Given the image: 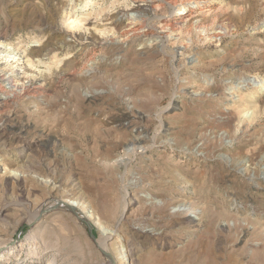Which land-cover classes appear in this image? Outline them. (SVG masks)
<instances>
[{
    "label": "rangeland",
    "instance_id": "obj_1",
    "mask_svg": "<svg viewBox=\"0 0 264 264\" xmlns=\"http://www.w3.org/2000/svg\"><path fill=\"white\" fill-rule=\"evenodd\" d=\"M134 1L0 0V264H264V0Z\"/></svg>",
    "mask_w": 264,
    "mask_h": 264
},
{
    "label": "bare ground",
    "instance_id": "obj_2",
    "mask_svg": "<svg viewBox=\"0 0 264 264\" xmlns=\"http://www.w3.org/2000/svg\"><path fill=\"white\" fill-rule=\"evenodd\" d=\"M162 1V0H161ZM167 1V0H166ZM191 1V0H190ZM134 2H143L142 4H138L136 7L138 8V12L139 13H142L143 12V15H145V17L146 16H148V14H150L152 11H155V10H157V5H155V2H154V0H136V1H134ZM177 2H179V1H177V0H169L168 1V3L171 5V6H173V7H176L177 8V6H178V4L179 3H177ZM181 2H184V1H181ZM167 3V4H168ZM165 4V3H164ZM189 4H190V2H189ZM193 4V3H192ZM204 5V4H203ZM159 6V5H158ZM180 6V5H179ZM183 7H181L182 8V10H181V12H179V14H178V17H177V20L178 21H174L173 19L171 20L170 18H167L166 16L164 17H160L161 18V20H160V24H159V27H157V28H155V29H160V31H158V32H155V29L153 28V26L151 27H148V28H140V27H138V26H136L135 25V23L134 22H131V23H129V25L127 26V27H129L128 29H126V28H124V29H126V35L128 34H133V35H135L136 37H139V38H142V37H145V42H152L151 41V38H153L154 37V39L155 40H159L160 39V41H161V39L163 38V36L165 35L166 36V33L168 32L167 30L168 29H170V28H173V30H175L174 28L176 27V26H178V24L180 25V23L183 21V20H185L188 16H189V18H188V20L190 19V14L189 13H191V5H182ZM160 7H161V5H160ZM175 9V8H174ZM136 10V9H135ZM177 10V9H176ZM175 11V10H174ZM177 11H179V10H177ZM75 12V11H74ZM78 12H79V15H82V17L81 18H83L84 16H86V17H88L89 15H90V13H87L85 10H84V12H81L80 10H78ZM123 12V11H122ZM172 13H173V11H171ZM134 13V12H133ZM156 13V12H155ZM185 13V14H184ZM136 14V13H135ZM137 15V14H136ZM140 15V14H139ZM192 15V14H191ZM176 16V15H175ZM75 17V16H74ZM133 17V16H132ZM150 17V16H149ZM148 17V18H149ZM156 19H158L156 16H154ZM137 18V17H136ZM139 18V17H138ZM151 18V17H150ZM154 18V19H155ZM75 19V18H74ZM133 19V18H132ZM145 19H147V18H145ZM76 20H77V16H76ZM76 20H74V21H72L71 20V22L75 25H77V23L79 22L80 24H78L77 25V27L76 28H78V26L79 25H81V20L79 19V21H77L76 22ZM83 20V19H82ZM131 20V19H130ZM136 20V19H135ZM187 20V19H186ZM134 21V20H133ZM138 21V20H137ZM146 21V20H145ZM150 22V21H149ZM157 21L155 20V23H156ZM184 22V21H183ZM188 22V21H187ZM68 23H70V22H68ZM127 23V24H128ZM141 23V22H140ZM158 23V22H157ZM82 24H83V22H82ZM137 24H138V22H137ZM149 24V23H148ZM147 24V25H148ZM153 24V23H152ZM185 24H186V22H185ZM192 24V23H191ZM67 25H72V24H67ZM74 25H72L73 26V28H74ZM139 25V24H138ZM72 26L70 27V28H72ZM145 26V25H144ZM181 26V25H180ZM182 26H183V24H182ZM84 27V26H83ZM222 28V26L220 25L219 26V28ZM68 28H69V26H68ZM72 28V29H73ZM76 28H75V30H76ZM82 28V27H81ZM179 27H177V29H178ZM220 28V30H222ZM123 29V30H124ZM180 29H182V28H180ZM179 29V30H180ZM74 30V29H73ZM80 29L78 28V30H76V32H78ZM127 30H128V32H127ZM219 30V31H220ZM224 30V29H223ZM130 31H132L131 33H129ZM182 31V30H181ZM170 32V31H169ZM221 32H224V31H221ZM217 33V32H216ZM216 33L214 34V35H216ZM220 33V32H219ZM68 34V33H67ZM122 34V33H121ZM131 34V35H132ZM168 34V33H167ZM178 34V33H177ZM218 34V33H217ZM125 35V34H124ZM213 35V36H214ZM221 35H222V33H221ZM218 36H220V35H218ZM124 37V36H123ZM127 37H129V36H127ZM130 37H134V36H130ZM221 37V36H220ZM83 38V37H82ZM150 38V39H149ZM126 36H125V40L124 41H126ZM129 39V38H128ZM153 39V40H154ZM111 40H112V38H111ZM114 41V40H113ZM110 42H112V41H110ZM163 42V41H162ZM160 43V42H159ZM104 44V43H103ZM151 44V43H150ZM156 44V43H155ZM9 45H10V43H6L5 42V40H0V107H5V106H7L8 105V103L12 100V99H15L16 97H18L19 96V94L21 95H23V94H25L26 95V93L29 91H34V90H36V89H38L39 88V86H38V83L37 82H33L32 80H31V83H29L28 82V84L27 85H25V84H21V83H17L16 81H18V78H20V77H18V75H19V73H16L19 69H24L22 66H23V64L25 65V62H24V60L22 59V57L21 56H19V55H21L18 51H17V48L16 49H14L13 47H10L11 49L10 50H12V51H8L7 52V48L9 47ZM157 45V44H156ZM147 46V45H146ZM161 46V45H160ZM163 48V47H162ZM185 48V47H184ZM9 50V49H8ZM7 52V53H6ZM29 60V59H28ZM29 64V63H28ZM38 64V63H37ZM84 65V64H83ZM25 66H27V65H25ZM30 66V65H29ZM86 66V65H85ZM6 68H8L9 70H10V72L9 73H4L5 71H6ZM18 69V70H17ZM29 78V77H28ZM30 81V80H29ZM35 81V80H34ZM38 81V80H37ZM23 83V82H22ZM41 87V86H40ZM32 91V92H33ZM37 93V92H36ZM28 95V94H27ZM20 97V96H19ZM34 98V97H33ZM13 102V101H12ZM4 111V110H3ZM130 115V114H129ZM11 117V116H10ZM5 122V121H4ZM14 122V121H13ZM15 126V125H14ZM16 127V126H15ZM9 128V127H8ZM14 129V128H13ZM19 129V127L17 128V130ZM138 139H136V141H137ZM136 143V142H135ZM64 203V202H63ZM69 203H70V200H69ZM68 203V204H69ZM70 204H73L72 205V207L73 206H75L74 205V203H70ZM75 208V207H74ZM49 209V208H48ZM37 210V209H36ZM50 211V210H49ZM188 211V210H187ZM75 212H77V213H79V215H82V214H84V209H83V207L82 206H80V205H76V209H75ZM183 213H185V212H183ZM193 213H190L189 212V214H187V218L191 221V219L194 217L193 215H192ZM85 215V214H84ZM87 216H86V218H88L89 220H91V217H90V215H88V214H86ZM37 217V216H36ZM39 217V216H38ZM34 218H32V220H33ZM37 220V219H36ZM189 221V222H190ZM95 224L97 225L98 223L97 222H95ZM106 232V231H105ZM148 233V232H147ZM107 235V234H106ZM113 235V234H112ZM112 235H110V236H112ZM108 236V235H107ZM109 237V236H108ZM98 243H97V246L100 248V250H103L105 253H106V258L108 259H110L111 258V256H110V250H109V248H108V246H107V239L106 238H103V239H99L98 241H97ZM19 245H21V244H17L16 242H15V240H13V241H10L9 243H7V244H3V246H0V254L2 253V252H4V251H11V250H13L14 248H15V246H19ZM38 253H35V255H37ZM122 256V255H121ZM38 257V256H37ZM119 258H120V256H118ZM123 257V256H122ZM124 259V258H123ZM121 261H122V259H120ZM124 261V260H123ZM52 264H54V263H52ZM119 264H122V263H119Z\"/></svg>",
    "mask_w": 264,
    "mask_h": 264
},
{
    "label": "water",
    "instance_id": "obj_3",
    "mask_svg": "<svg viewBox=\"0 0 264 264\" xmlns=\"http://www.w3.org/2000/svg\"><path fill=\"white\" fill-rule=\"evenodd\" d=\"M75 212V209L72 210ZM75 214L82 220L83 223H85L88 227L89 234L91 238L96 242V238L93 235V226L91 225L90 221L88 218H86L84 215H79V213L75 212ZM104 256H106V253L103 250H100Z\"/></svg>",
    "mask_w": 264,
    "mask_h": 264
}]
</instances>
